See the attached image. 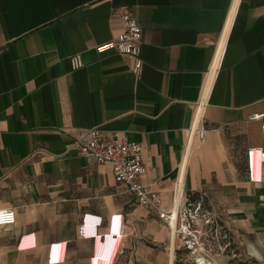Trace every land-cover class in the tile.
<instances>
[{
    "label": "crops",
    "instance_id": "1",
    "mask_svg": "<svg viewBox=\"0 0 264 264\" xmlns=\"http://www.w3.org/2000/svg\"><path fill=\"white\" fill-rule=\"evenodd\" d=\"M235 2L0 0V209L17 215L0 228V264H154L170 246L172 225L72 148L93 127L143 146L166 213L181 190V209L202 202L264 259V123L249 119L264 113V0ZM115 10L142 29L139 78L95 50L124 30ZM198 114L208 132L191 143Z\"/></svg>",
    "mask_w": 264,
    "mask_h": 264
},
{
    "label": "built area",
    "instance_id": "2",
    "mask_svg": "<svg viewBox=\"0 0 264 264\" xmlns=\"http://www.w3.org/2000/svg\"><path fill=\"white\" fill-rule=\"evenodd\" d=\"M113 18H118L124 25V30L109 42L99 44L95 50L98 54L115 53L123 56L132 62V73L139 78L143 72L144 60L142 57V29L131 11H114ZM73 70H79L84 66L81 56L76 55L71 58ZM202 112L206 106V101L201 100L197 105ZM202 109V110H201ZM251 121H261L264 123V113L252 114ZM208 129L204 127L203 120L194 124L188 130V134L200 141H204ZM72 148L87 160L97 164L109 165L112 168L114 179L125 193L135 197L138 206L158 215L162 220L171 224L175 221L174 213L168 214L164 210V201L161 193L153 184L144 182L148 170L143 161V146L129 139L123 132H113L105 134L101 128L93 127L80 130L76 136ZM191 206V205H190ZM202 205L198 204V211ZM181 229L188 231L191 222L192 210L189 206L181 209ZM184 214V215H183ZM17 222V215L14 208L0 209V228L12 227Z\"/></svg>",
    "mask_w": 264,
    "mask_h": 264
},
{
    "label": "rangeland",
    "instance_id": "3",
    "mask_svg": "<svg viewBox=\"0 0 264 264\" xmlns=\"http://www.w3.org/2000/svg\"><path fill=\"white\" fill-rule=\"evenodd\" d=\"M200 204L201 210L198 211L197 204L191 208V218L187 217L191 222L189 230L181 229L178 234L174 264H264L255 248L246 247L216 216L209 214L202 202ZM169 247L167 243L163 250L153 253L154 264H169Z\"/></svg>",
    "mask_w": 264,
    "mask_h": 264
},
{
    "label": "bare ground",
    "instance_id": "4",
    "mask_svg": "<svg viewBox=\"0 0 264 264\" xmlns=\"http://www.w3.org/2000/svg\"><path fill=\"white\" fill-rule=\"evenodd\" d=\"M237 2L238 0H236L235 4H234V8H233V13L234 11L236 10V7H237ZM233 13L231 14L230 18H229V22H228V26L226 28V32H225V35L223 36V38L221 39L220 43H219V46H218V51H217V54H216V57H215V60H214V63H213V67H212V70L210 72V74L208 75V78H207V81H206V85H205V88H204V91H203V95H202V100L205 101L208 94H209V91L211 89V86L213 84V81H214V78H215V75H216V72H217V69L220 65V62H221V58H222V55H223V52H224V48H225V43H226V35L228 33V30L230 28V24L232 22V19H233ZM202 110V109H201ZM201 113V111H200ZM200 114L197 115V118L194 122V128L197 126V123L200 121ZM192 138L193 136H191V143H192ZM189 148H190V145H189ZM181 190L178 192V195H177V198H176V202H175V207H174V219L175 221L172 223V229L170 231V247H169V253H168V261H169V264H174L175 262V246H176V243H177V238H178V233L179 231L181 230V226H180V222H181V217H180V212H179V206H180V202H181ZM202 262V260H201Z\"/></svg>",
    "mask_w": 264,
    "mask_h": 264
}]
</instances>
